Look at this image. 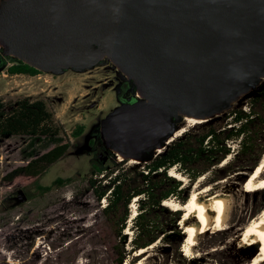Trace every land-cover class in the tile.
Wrapping results in <instances>:
<instances>
[{
  "label": "rangeland",
  "instance_id": "374dc122",
  "mask_svg": "<svg viewBox=\"0 0 264 264\" xmlns=\"http://www.w3.org/2000/svg\"><path fill=\"white\" fill-rule=\"evenodd\" d=\"M4 6L0 4V19ZM4 50L0 44V52ZM111 63L107 56L91 65L65 67L54 72L40 71L35 76L10 75L6 68L11 62L0 67V99L6 102L19 99L42 100L52 112L56 125L60 126L63 142L70 143L65 154L38 178H17L7 183L2 181V177L27 163L29 138L0 137V264H118L122 252V235H126V249L130 238L135 236L133 218L126 221L125 229L120 234L117 233V217L103 212L106 203L102 207L89 185L91 171L97 160L101 159L96 152L97 143L100 142L110 155L104 157V164L123 161L107 150L109 145L102 130L103 122L122 107L143 101L135 96L138 90L137 78L134 75L127 78V74L117 70V66ZM262 85L264 79H255L249 85L248 94L235 99L225 112L240 108L243 111H254V118L264 119L263 104L253 100L255 92ZM213 118H217L215 124L218 125L222 114ZM77 125L83 126V133L73 138L71 132ZM195 125L175 115L171 136L174 133L179 135L172 141L177 140L185 131L191 132ZM258 136V143L264 146V124ZM52 146L49 145L47 150ZM227 146L230 147V154L225 159L227 163L223 164L222 161L202 175L201 186L227 180L228 184L224 186L234 202L228 229L219 232L210 230L200 235L193 251L185 255L182 251L184 239L178 246L181 236H186L184 232L168 231L170 228L165 227L167 231L149 250L151 257L147 264H245L254 256L256 250L250 251L239 245L238 228L248 225L262 211L264 192H244L245 180L252 175L247 167L253 165L254 156H235L240 149L239 139L228 141ZM47 150L39 149L37 154ZM152 157L153 153H150L146 158ZM262 157L264 153L258 163ZM143 165L126 160L122 168L136 166L140 170ZM171 170L183 176L184 180H179L180 188L187 189L189 196L199 178L190 183L184 173L173 168L168 172ZM56 178H70L71 181L60 186L54 185L47 192L40 191V187L50 186ZM100 178H95L96 186ZM185 194L182 193L181 197ZM134 199L137 215L140 198ZM132 200L131 205L134 204ZM169 200L182 204L179 198L173 196ZM128 209L131 215L129 206ZM176 226L177 231H181L180 219ZM134 254L127 256L122 264H128Z\"/></svg>",
  "mask_w": 264,
  "mask_h": 264
},
{
  "label": "water",
  "instance_id": "95a60500",
  "mask_svg": "<svg viewBox=\"0 0 264 264\" xmlns=\"http://www.w3.org/2000/svg\"><path fill=\"white\" fill-rule=\"evenodd\" d=\"M2 3L0 65L3 58L25 63L23 56L34 65L25 64L54 72L108 56L127 78H137L154 104L142 99L122 107L102 130L108 151L135 156L139 164L152 161L158 146L166 148L180 106L207 122L264 74V0Z\"/></svg>",
  "mask_w": 264,
  "mask_h": 264
},
{
  "label": "trees",
  "instance_id": "16d2710c",
  "mask_svg": "<svg viewBox=\"0 0 264 264\" xmlns=\"http://www.w3.org/2000/svg\"><path fill=\"white\" fill-rule=\"evenodd\" d=\"M9 62L11 65L6 71L10 75L35 76L41 73L38 69L14 58H3L0 67H5ZM253 100L264 106V85L257 89ZM254 115V111L237 108L223 113L218 125L215 124L217 118L197 123L191 128V132L185 131L140 170L136 169L138 165L122 168L126 160L110 165L104 164L103 158L97 160L91 171L89 185L97 201L105 197L107 202L103 212L117 217L118 234L125 229L126 221L129 219L128 206L131 200L135 197L140 198L137 204L138 213L132 224L135 236L130 238L126 249V235H122V252L118 264H122L127 256L154 244L167 231L165 227L170 228L168 231L183 232L182 229L177 231L176 226L177 221L181 219V211H169L162 206L163 200L172 196L179 198L182 203L189 197L187 189L180 188L181 182L168 175L169 169H178L188 177L190 183L195 182L227 158L230 154L228 141L239 139L240 149L235 156H254L253 165L247 167L252 172L264 153V146L258 143L264 119L254 118ZM194 131L198 132L195 134ZM60 133V126L56 125L52 112L42 100L19 99L15 102H6L0 99V137L29 138L27 163L4 175L2 181L10 183L17 178L34 180L44 174L47 168L59 160L70 147V143L63 142ZM82 133L83 126L77 125L71 132V137L77 138ZM51 144L52 148L47 150ZM39 149L47 151L37 154ZM98 176L101 178L98 181L99 185L96 186L95 178ZM70 181V178H56L50 186L39 189L41 192H47L54 185L68 184ZM101 182L104 183L100 185ZM184 192L186 194L181 197ZM184 238L182 235L178 246Z\"/></svg>",
  "mask_w": 264,
  "mask_h": 264
},
{
  "label": "bare ground",
  "instance_id": "6f19581e",
  "mask_svg": "<svg viewBox=\"0 0 264 264\" xmlns=\"http://www.w3.org/2000/svg\"><path fill=\"white\" fill-rule=\"evenodd\" d=\"M3 1L8 2L11 0ZM4 39L5 34L2 30H0V41H3ZM100 53L102 56H104V51L102 50V48L100 49ZM21 58L25 63L34 65L33 62L27 57L22 56ZM263 79L264 74H262V76L260 77V80ZM244 94L245 92L239 95V97L244 96ZM135 96L139 99H145L149 104H154V98L147 96L145 90L142 88H139L136 91ZM233 103L234 101L231 102V104ZM177 114L184 120H187L190 125L203 123L209 119L204 115H197L192 112H186L185 109L181 106L178 108ZM178 135V133H174L173 136L167 139L165 144L168 145V143H170V141H172L173 138L177 137ZM163 148L164 147L162 146H158L154 151L155 155L159 154L163 150ZM113 153L116 155L118 160H130V162L133 164H139L141 162L139 158L132 155L122 154L116 149H113ZM225 163H227L226 160L223 161V164ZM251 174L252 175L245 180V183L243 185L244 192L251 194L260 191L264 192V157H262ZM169 176L174 177L176 180H184V178H182L183 176H181L174 170H171L169 172ZM202 179L203 178L201 176L195 182L194 189L191 191L185 203L179 204L174 202V200H163V206L171 208L173 211L180 210L183 212L180 219V224L182 225L183 232L186 235L184 238L182 250L185 255H188L193 251L194 247L197 245V239L200 235L210 230L212 232H219L228 229L230 214L234 209L232 195L229 193V191L226 190V186H224L227 183L226 179H223L216 184H207L201 186ZM135 202L136 200L134 199V204L129 205V207L132 209L133 215L134 213L136 214ZM238 231L240 233L237 235V241L241 248H245L250 251L256 250L254 256L250 258L245 264H264V208L257 217L250 220V223H248V225L243 228H238ZM154 245L155 244H152L146 248L138 250L133 255V261L131 260L130 262H128V264H132L133 262V264H147V260L151 257L149 250Z\"/></svg>",
  "mask_w": 264,
  "mask_h": 264
},
{
  "label": "flooded vegetation",
  "instance_id": "af4514ba",
  "mask_svg": "<svg viewBox=\"0 0 264 264\" xmlns=\"http://www.w3.org/2000/svg\"><path fill=\"white\" fill-rule=\"evenodd\" d=\"M96 146H98V147L96 148V152H98V153L100 154V157L103 158V160H104V157H105V158L110 157V155H109L108 153H106V151L104 150V148H103V146L101 145L100 142L97 143ZM106 154H107V155H106Z\"/></svg>",
  "mask_w": 264,
  "mask_h": 264
},
{
  "label": "built area",
  "instance_id": "2783aa9c",
  "mask_svg": "<svg viewBox=\"0 0 264 264\" xmlns=\"http://www.w3.org/2000/svg\"><path fill=\"white\" fill-rule=\"evenodd\" d=\"M133 200H134V198H133ZM133 200H132V201H133ZM105 201H106V199H105V197H103L102 200H101V205H102V207H104V204L106 203ZM130 210H131V215L129 216V219H128L127 221H130L131 218H134L135 215H136L135 213H134V215L132 214V209H130ZM132 215H133V216H132ZM131 216H132V217H131Z\"/></svg>",
  "mask_w": 264,
  "mask_h": 264
}]
</instances>
